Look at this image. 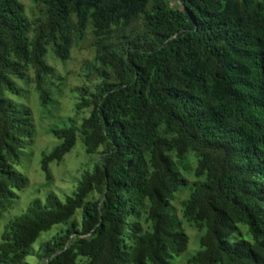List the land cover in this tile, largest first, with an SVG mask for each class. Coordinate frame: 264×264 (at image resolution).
<instances>
[{"label": "trees", "instance_id": "16d2710c", "mask_svg": "<svg viewBox=\"0 0 264 264\" xmlns=\"http://www.w3.org/2000/svg\"><path fill=\"white\" fill-rule=\"evenodd\" d=\"M172 1L0 0V264H264V0ZM86 46L40 162L52 182L80 142L85 170L14 218Z\"/></svg>", "mask_w": 264, "mask_h": 264}, {"label": "rangeland", "instance_id": "374dc122", "mask_svg": "<svg viewBox=\"0 0 264 264\" xmlns=\"http://www.w3.org/2000/svg\"><path fill=\"white\" fill-rule=\"evenodd\" d=\"M26 2H28V0H26ZM172 4L174 5L176 3L172 1ZM91 58L90 50L86 46V49L84 48L80 52L72 55V58L67 62L65 68L56 63L57 71L61 74L62 78V83L57 82L59 83L57 89L61 90L63 94L60 98H57L58 104L55 107L51 106L49 108L47 120L43 119V121L39 122L35 117L37 129L33 141V153L27 152V154L23 156V165L21 167V173L26 177L28 182L25 186L21 185L14 190V203L9 211V213H14V218L19 217L22 213L27 211L34 199H39L44 202L47 193L52 192L60 198H65L72 195L78 185V181L85 170L83 165L87 159L86 153L81 150L82 144L80 142L76 144L72 152L65 156L61 164L51 166L54 179L52 182L45 181L40 170V162L42 153L50 152L51 149L58 144V141L54 140L53 137L48 134L47 128H49V126L50 128H61L68 125L73 108L70 99L71 91L69 90L81 84L83 81L84 63L87 60H91ZM32 106L35 110V103H32ZM47 122H49V124H47ZM77 219H79L78 216ZM8 221L9 217L7 220L4 217L1 218L0 236ZM46 238L48 237H45V239Z\"/></svg>", "mask_w": 264, "mask_h": 264}]
</instances>
